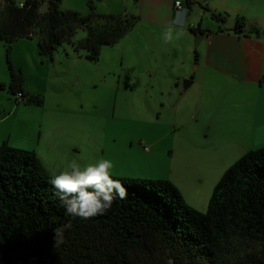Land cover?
I'll list each match as a JSON object with an SVG mask.
<instances>
[{
  "label": "trees",
  "instance_id": "16d2710c",
  "mask_svg": "<svg viewBox=\"0 0 264 264\" xmlns=\"http://www.w3.org/2000/svg\"><path fill=\"white\" fill-rule=\"evenodd\" d=\"M60 2L0 0V39L7 43L10 74L0 89L16 102L39 105L42 99L23 88V73L10 60L13 41L36 38L38 53L48 58L68 42L96 61L103 45L117 42L140 19L97 13L92 1L87 14L62 10ZM245 25L237 16L232 30ZM78 28L85 36L73 40ZM190 30L201 32L199 26ZM52 176L35 151L0 143V264H264V147L247 151L224 171L205 211L187 204L169 180L112 176L126 197H116L102 214L71 217L54 195ZM69 221L63 243L55 246L52 229Z\"/></svg>",
  "mask_w": 264,
  "mask_h": 264
},
{
  "label": "crops",
  "instance_id": "0c3cea01",
  "mask_svg": "<svg viewBox=\"0 0 264 264\" xmlns=\"http://www.w3.org/2000/svg\"><path fill=\"white\" fill-rule=\"evenodd\" d=\"M175 1L134 2L141 12L140 19L147 21L144 27L149 29L155 44L146 47L152 63L145 70L148 78L145 91L142 94L135 89L139 95L136 94V101L132 102L136 112L142 115V111H146L151 117L150 121H141V129L145 132L142 136L149 142L145 155L159 156L163 152L162 146H166L165 152L171 163L170 167L146 178L169 180L180 190L187 204L205 211L224 171L247 151L264 147V81H261L264 33L259 30L260 25L257 29L244 28L235 32L232 30L235 20L233 25L226 27L214 19L215 22L203 25V20L196 18L199 15L196 11L202 18L206 17L202 0H186L179 8L174 5ZM93 7L97 13L107 12L97 4ZM90 11L89 8L88 13ZM109 13L122 12L110 10ZM173 20L182 27L184 35L176 43L158 44L162 39L157 41L155 30L164 31ZM198 26L201 32L195 33L202 37L198 45L193 46L191 39L195 33L190 28ZM29 45L12 44L11 52ZM36 48L38 51V46ZM159 51L161 55L157 57ZM64 54L66 58L72 57L67 48H64ZM14 61L11 57L12 64ZM17 64L22 68L21 63ZM193 64H196L194 70L191 69ZM5 75L2 73L0 80L9 83L10 77L5 79ZM187 78L191 82L183 88V80ZM10 106L7 115L13 113L14 127L3 128L2 141L35 151L50 174L66 170L67 165L63 163L69 162L64 161L61 147L72 143L62 142L63 129L70 127L69 118L64 117L58 124L64 123L62 128L52 134L48 132L52 119L32 115L30 108ZM4 115H0V121L6 118ZM217 124L225 129L216 133V140L211 137V127ZM55 125L57 127V122Z\"/></svg>",
  "mask_w": 264,
  "mask_h": 264
},
{
  "label": "rangeland",
  "instance_id": "374dc122",
  "mask_svg": "<svg viewBox=\"0 0 264 264\" xmlns=\"http://www.w3.org/2000/svg\"><path fill=\"white\" fill-rule=\"evenodd\" d=\"M89 1L105 9L106 13L116 10L142 16L139 7L134 4L135 0H61L60 9H72L87 14ZM179 1L183 5L186 4V0ZM202 3L206 8V17L202 18L198 11L196 12L199 15L195 17L202 19L203 25L215 22L211 13L223 17V22L216 21L225 27L233 25L237 16H243L247 22L246 29H257L260 25L259 30L264 33V0H202ZM146 22L143 18L139 19L132 30L117 42L103 45L96 61L87 60L83 51L74 53L68 42L62 43L53 57L48 58L38 53L36 38L22 37L13 41L11 44H30L27 48L19 47L12 52L10 49V60L12 57L15 60L13 67L23 73V88L28 90V94L39 95L42 103H24L23 100L16 102L7 88L0 89V115L6 116L0 121V133L4 132L3 128L14 127L11 115L13 113L7 115L10 104H13L20 108H30L29 113L32 115H45L44 120L52 119L57 122V127L52 121V126L48 128V132L52 134L62 128L64 123L58 124L64 117L69 118L70 127L63 129L62 142L72 143L61 147L65 162L75 159L83 167L100 159H107L113 165L110 175L117 177L146 178L170 167L171 163L165 152L166 146H162L163 152L159 153V156L145 155L149 142L142 136L145 132L141 129V121H150L151 117L146 111H142V115L136 112L134 103L136 94L139 95L136 90L142 94L145 91L144 85L148 79L145 70L152 63L146 47L155 44L149 29L144 27L147 26ZM157 30L155 37L158 41L162 39L163 30ZM84 36L85 30L78 28L73 40ZM158 44L165 43L160 40ZM191 44L198 45H195L194 34ZM6 48L7 43L0 39V77L5 73L4 78L9 80ZM64 48L68 49V55L72 57L66 58ZM160 55L161 52H157L156 56ZM17 63H21L22 68L18 67ZM195 65L191 66L192 70ZM160 67L158 65L159 69ZM8 84L5 83L6 86ZM220 124L211 127V137H216V140V133L225 129ZM166 140L168 138L163 143ZM2 142L0 136V143Z\"/></svg>",
  "mask_w": 264,
  "mask_h": 264
},
{
  "label": "clouds",
  "instance_id": "9594fccd",
  "mask_svg": "<svg viewBox=\"0 0 264 264\" xmlns=\"http://www.w3.org/2000/svg\"><path fill=\"white\" fill-rule=\"evenodd\" d=\"M184 35L182 27L173 20L162 33L165 44L178 41ZM111 161L100 159L94 164L81 166L72 160L67 169L51 177V184L67 215L87 219L105 212L116 197L127 195L126 189L110 175ZM71 221L53 228L54 245L63 243L64 232L71 228Z\"/></svg>",
  "mask_w": 264,
  "mask_h": 264
},
{
  "label": "water",
  "instance_id": "95a60500",
  "mask_svg": "<svg viewBox=\"0 0 264 264\" xmlns=\"http://www.w3.org/2000/svg\"><path fill=\"white\" fill-rule=\"evenodd\" d=\"M194 37H195V45H197L201 39V34L200 33H195L194 34ZM191 82V79L190 78H187V79H184L183 80V88H187L188 85L190 84Z\"/></svg>",
  "mask_w": 264,
  "mask_h": 264
},
{
  "label": "built area",
  "instance_id": "2783aa9c",
  "mask_svg": "<svg viewBox=\"0 0 264 264\" xmlns=\"http://www.w3.org/2000/svg\"><path fill=\"white\" fill-rule=\"evenodd\" d=\"M174 5L176 6V7H180L181 6V2L179 1V0H176L175 2H174ZM19 97V95L17 96V98Z\"/></svg>",
  "mask_w": 264,
  "mask_h": 264
}]
</instances>
